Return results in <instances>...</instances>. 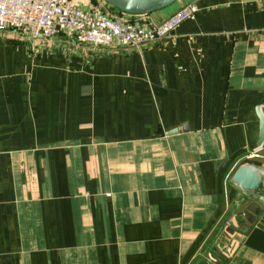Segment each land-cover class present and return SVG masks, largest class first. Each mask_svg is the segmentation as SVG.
<instances>
[{"label":"crops","instance_id":"obj_1","mask_svg":"<svg viewBox=\"0 0 264 264\" xmlns=\"http://www.w3.org/2000/svg\"><path fill=\"white\" fill-rule=\"evenodd\" d=\"M93 3L115 13L72 0ZM186 4L194 19L139 52L0 34V264H205L231 174L264 163L244 157L264 116V0L134 19ZM238 242L224 264H264V221Z\"/></svg>","mask_w":264,"mask_h":264},{"label":"built area","instance_id":"obj_2","mask_svg":"<svg viewBox=\"0 0 264 264\" xmlns=\"http://www.w3.org/2000/svg\"><path fill=\"white\" fill-rule=\"evenodd\" d=\"M195 7L183 5L157 24L144 23L115 10L104 11L93 3L85 10L72 0H0V33H14L26 41L60 39L86 53L139 52L159 47L183 21L193 20ZM264 158V141L244 155Z\"/></svg>","mask_w":264,"mask_h":264},{"label":"water","instance_id":"obj_3","mask_svg":"<svg viewBox=\"0 0 264 264\" xmlns=\"http://www.w3.org/2000/svg\"><path fill=\"white\" fill-rule=\"evenodd\" d=\"M176 1L102 0L103 3L119 12L130 15L148 14L168 7ZM255 113L259 124L257 140L259 145L264 141V116L257 110ZM229 180L237 190L235 209L212 252L207 254L205 264H224L225 260L233 256L244 228L255 221H264V163L259 165L243 162L234 169Z\"/></svg>","mask_w":264,"mask_h":264},{"label":"trees","instance_id":"obj_4","mask_svg":"<svg viewBox=\"0 0 264 264\" xmlns=\"http://www.w3.org/2000/svg\"><path fill=\"white\" fill-rule=\"evenodd\" d=\"M107 5V4H106ZM109 6V5H108ZM110 7V6H109ZM110 8H112V7H110ZM114 9V8H113ZM118 11V10H117Z\"/></svg>","mask_w":264,"mask_h":264},{"label":"rangeland","instance_id":"obj_5","mask_svg":"<svg viewBox=\"0 0 264 264\" xmlns=\"http://www.w3.org/2000/svg\"><path fill=\"white\" fill-rule=\"evenodd\" d=\"M113 10H116V9H113ZM1 34V33H0ZM3 34V33H2Z\"/></svg>","mask_w":264,"mask_h":264}]
</instances>
